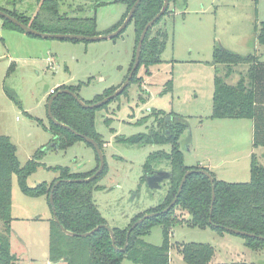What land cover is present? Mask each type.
<instances>
[{
	"label": "rangeland",
	"instance_id": "1",
	"mask_svg": "<svg viewBox=\"0 0 264 264\" xmlns=\"http://www.w3.org/2000/svg\"><path fill=\"white\" fill-rule=\"evenodd\" d=\"M101 1L59 0L58 9L69 17L95 16L97 30L105 34L122 19L127 5L116 0H103L109 3L98 5ZM0 6L29 16L40 8L38 0H0ZM171 9L160 22L168 33L162 62L150 66L149 72L141 66L137 75L141 80L131 82L125 93L95 113L96 129L106 142L107 169L98 180L102 188L94 190L93 198L112 228L128 227L137 215L147 214L167 196L168 180L161 188L151 189L142 177L149 156L158 150L170 152L171 145L121 139L156 128L154 110L164 112L165 117L187 118L189 128L180 142L188 166L201 164L218 179L247 182L251 180L252 154L256 152L264 164V149L253 145L252 119L212 117L214 76L217 69L219 73L226 71L225 65L213 63L214 49L219 46L241 55L257 53L264 61V47L257 42L255 31L264 22V0H175ZM2 23L0 18V135L10 136L17 145L22 166L39 150L45 151L37 170L28 177V185L51 183L61 175L57 167L95 173L100 162L93 145L79 140L67 149L52 146L53 134L44 126L50 125L51 89L81 85L80 97L89 101L109 89L117 90L135 63L138 43L134 23L116 38L89 42L34 36L4 28ZM233 70L229 83H236L247 65H235ZM159 167L167 170L170 165L165 162ZM183 215L187 221L189 215ZM53 219L50 198L25 194L15 174L11 241L21 264H65L50 260ZM186 221L171 230L174 246L170 264H188L177 247L187 242L212 244L217 263L264 264V249L249 247L242 235L230 231L221 234ZM3 226L0 220V231ZM144 240L161 245L163 227L154 226ZM123 264L137 263L126 258Z\"/></svg>",
	"mask_w": 264,
	"mask_h": 264
},
{
	"label": "trees",
	"instance_id": "2",
	"mask_svg": "<svg viewBox=\"0 0 264 264\" xmlns=\"http://www.w3.org/2000/svg\"><path fill=\"white\" fill-rule=\"evenodd\" d=\"M116 1L125 3L127 11L122 19L106 33L116 30L123 23L136 2V0ZM173 1L175 0H170V6L164 15L173 11L171 9ZM38 2L40 8L34 16L26 15L16 8L0 6V9L41 32L101 34L97 30L95 16L85 18L69 17L66 14H60L58 9L59 0H38ZM107 3L109 2L102 0L98 5ZM163 5L164 0L141 1L134 18L130 22L134 23L137 43L147 23L159 13ZM164 15L149 29L145 37L140 65L131 82L135 80L139 82L141 80L137 76L141 66L144 65L147 72H149L150 66L162 62V54L168 41L167 30L160 24ZM0 18L3 20L4 28L24 31L11 21L1 16ZM255 31L257 42L264 47V22L257 25ZM213 63L225 65L226 71L219 73L217 69L214 76L212 117L252 119L254 123V148L262 147L264 149V61L260 60L257 53L241 55L217 46L214 49ZM239 64L247 65L246 72H242L241 78L236 83L227 82V78L234 71V66ZM80 86L62 85L60 91L71 89L79 94ZM127 88L123 93L127 91ZM7 90L10 93L15 92L12 89ZM115 90H107L94 101H85L87 103L98 102ZM57 93L59 91L55 90L51 94L55 95ZM16 98L18 97L16 96ZM109 103L95 109L86 108L71 94L63 92L55 98L52 109L54 116L59 121L68 124L86 136L94 138L104 150L106 142L96 129L95 113L98 109L108 107ZM153 112L156 113L153 115L157 121L156 128H152L148 133H139L131 137L121 138L129 143L170 144L172 147L170 152L158 150L152 153L144 166L143 182H146V176L163 170L160 167L156 168V166L165 162L170 165L167 170L172 172V177L168 180L169 187L164 202L152 208L148 213L165 209L177 196L185 173L189 170L199 169H207L215 177L216 197L212 213V182L207 175L196 171L188 176L183 191L172 209L166 213L146 219L132 230L128 240L129 229L145 214L137 215L128 227L113 228L117 245L119 248L126 247L124 251L117 250L114 247L112 236L109 230L104 227L87 236H70L64 233L60 225L53 219L50 227L49 244V254L52 262L62 261L65 264H123V261L127 258L137 264H170V252L174 246L170 239L171 230L174 225L186 221L183 215L185 213L189 215L186 222L194 227L211 228L223 234L228 231L224 228L227 226L264 236V164L259 161L258 154L256 152L252 154L250 181L230 182L218 179L207 167L186 165L180 141L184 131L189 128L187 118L174 114L169 118V116H162L164 112L156 110ZM39 121L43 124L41 119ZM44 126L52 132V146L57 149H67L75 142L84 140L72 131L56 125L52 120H50L49 126ZM44 153L45 151L39 150L26 165L22 166L18 157L17 145L10 136L0 135V220L4 222V226L0 231V264H21L20 258L13 251L11 241L13 176L15 174L18 176L20 187L25 194L30 196L46 195L50 198L53 186L59 179L86 178L94 173V171H72L70 167H57L61 171V175L54 181L51 183L43 182L36 187H30L27 179L37 170L40 165L39 159ZM96 155L100 162L97 152ZM106 169L107 164L104 171L90 182L64 181L55 188L54 200L57 216L67 229L83 234L101 224H108L93 198L94 190L102 188L98 184V180L105 174ZM211 219L212 222L210 221ZM156 225L163 227L164 241L161 245L152 244L144 240V236L149 234ZM243 237L246 238L249 247L256 250L264 249V239ZM177 247L188 264H254L248 262H214L216 249L210 243L187 242L177 245Z\"/></svg>",
	"mask_w": 264,
	"mask_h": 264
},
{
	"label": "water",
	"instance_id": "3",
	"mask_svg": "<svg viewBox=\"0 0 264 264\" xmlns=\"http://www.w3.org/2000/svg\"><path fill=\"white\" fill-rule=\"evenodd\" d=\"M141 1L142 0H136L134 5L130 9L127 17L125 18L123 23L116 30H114L110 33L98 34V35H85V34H77V33L41 32L39 30L34 29L30 25L23 23L17 17L7 13L6 11H4L2 9H0V16L2 18H5V19L11 21L12 23H14L18 27H20L22 30H24L26 33L34 35V36H41V37H47V38L70 39V40H75V41H87V42H89V41H97V40H103V39H113V38L118 37L121 33H123L126 30L128 25L130 24V22L134 18L137 7L140 5ZM169 6H170V0H164V5H163L162 9L145 26L144 30L141 33V36H140V39H139V42L137 45L135 63L133 65V68H132L129 76L125 80V82L116 91H114L112 94L106 96L102 100L95 102V103H87L84 99H82L79 96V94L72 91L71 89L61 90V91H59V93L52 96L49 100L48 113H49L50 120H52L56 125H59L65 129H68L78 136H81L87 143H90L91 145H93V147L95 148V150L99 156V159H100L99 168L91 176L86 177V178H78V179H59L53 186V189H52V192L50 195V201H51V205H52L53 212H54V219L60 225V228L62 229V231L64 233H66L67 235H70V236H87V235H90V234L98 231L100 228L104 227V228L109 230V232L112 236L113 245L117 250L124 251L126 248V247H123V248L118 247L117 241L115 238L114 229L111 226H109L108 224H101V225L95 227L94 229H92L91 231H88V232L83 233V234H79V233H76L74 231L67 229L61 223L60 219L58 218L56 207H55V200H54V191H55V188L57 187V185H59L61 182H64V181H68V182H90V181L96 179L104 171V169L106 167V160H105L104 151H103L101 145L99 144V142L97 140H95L92 137H89V136H86V135L80 133L79 131L75 130L74 128H72L68 124L59 121L54 116L53 109H52L53 102H54L55 98L58 96V94L63 93V92H67V93L71 94L83 107L95 109V108H99L105 104H108L111 100H113V99L117 98L119 95H121L124 92V90L130 85V83H131V81H132V79H133V77H134V75H135V73H136V71L140 65L143 44H144V40H145V37H146L149 29L151 27H153L154 24L165 14V12L167 11ZM171 117L172 116H169V118H171ZM196 171L207 175L212 182V186H213V199H212V210H211V213H212L213 208H214L215 197H216L215 177L207 169L189 170L185 173V175L182 179V182L180 184V187H179V190H178V193H177V196L175 197V199L162 211L150 212V213H147L144 216H142L140 219H138L132 225V227L129 229L128 235H127V240L129 239V236H130V233L132 232V230L135 227H137L139 224L143 223L146 219H149V218L158 216L162 213H166V212L170 211L172 209V207L177 203V201H178V199H179V197L183 191V188L185 186V183L187 181L188 176L191 173L196 172ZM171 177H172V172L170 170H159L155 173H152V174L146 176V182L151 189H159L162 187V183L166 180H170ZM210 221L212 222V219ZM224 228L228 231H231L235 234H239L242 236L259 237L260 239H264V236L257 235V234L252 233V232H248V231H244V230H240V229H236V228H232V227H227V226H225Z\"/></svg>",
	"mask_w": 264,
	"mask_h": 264
},
{
	"label": "crops",
	"instance_id": "4",
	"mask_svg": "<svg viewBox=\"0 0 264 264\" xmlns=\"http://www.w3.org/2000/svg\"><path fill=\"white\" fill-rule=\"evenodd\" d=\"M115 25V24H114ZM2 26H3V23H2ZM4 27V26H3ZM12 30H15V29H12ZM51 91H52V89H51ZM253 121V120H252ZM253 133H254V123H253ZM201 165V164H200ZM201 166H203V165H201ZM205 167V166H204ZM60 262H62V261H59V262H57V263H60ZM51 263H53L52 261H51Z\"/></svg>",
	"mask_w": 264,
	"mask_h": 264
},
{
	"label": "built area",
	"instance_id": "5",
	"mask_svg": "<svg viewBox=\"0 0 264 264\" xmlns=\"http://www.w3.org/2000/svg\"><path fill=\"white\" fill-rule=\"evenodd\" d=\"M54 92H55V90L52 89L51 93H54Z\"/></svg>",
	"mask_w": 264,
	"mask_h": 264
}]
</instances>
